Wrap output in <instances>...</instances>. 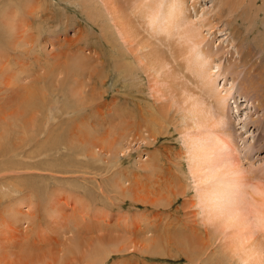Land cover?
<instances>
[{
	"label": "rangeland",
	"instance_id": "374dc122",
	"mask_svg": "<svg viewBox=\"0 0 264 264\" xmlns=\"http://www.w3.org/2000/svg\"><path fill=\"white\" fill-rule=\"evenodd\" d=\"M92 1L90 6L84 0H0V63L5 66L0 65V189L15 183L19 189L0 190V253H10L15 264L23 254L38 256L48 251L59 252L54 259L76 264H214L216 260L235 264L226 254L221 257L226 250L220 253L222 247L217 248L218 242L211 243L204 233L214 227L203 225L198 200L192 196L182 135L185 117L175 112L172 100H156L150 87L155 80L150 82L137 66L135 76L122 79L112 70L113 59L125 44L104 7ZM198 3V14L191 12L193 21L215 8L213 0ZM91 14L98 16L91 18ZM263 15L259 11L258 17ZM256 25L259 34L256 30L258 35H253L259 36L264 30L261 17ZM222 26V33L229 35L228 27ZM215 36L213 47L223 44L232 51L231 61L237 60L235 41L221 42L224 36L219 31ZM228 55L217 56L211 65L221 62L225 68ZM128 61L132 62L130 57ZM242 75L225 72L216 83L249 100L235 104L230 99L226 110L234 121L231 128L240 155L248 147L255 150L249 161L240 160L242 166L253 163L251 168L264 172V148L256 149L264 122L257 124V130L251 123L263 112L256 102L250 106L254 95L239 87ZM254 80L264 83V77ZM88 90L94 93L89 100L85 98ZM160 103L170 105L165 116ZM154 116L157 128L150 121ZM139 132H144V139L131 137ZM145 132L156 134L155 139ZM125 134L131 137L125 143L128 148L116 153ZM113 139L117 142L109 145ZM8 143L22 149L4 154ZM87 146L95 155L86 152ZM148 165L157 166L156 179L148 175ZM26 180L31 183L27 185ZM126 243L132 249L124 247ZM102 247L108 250L107 256ZM88 252L92 260L85 256ZM82 255L85 260L80 259Z\"/></svg>",
	"mask_w": 264,
	"mask_h": 264
},
{
	"label": "bare ground",
	"instance_id": "6f19581e",
	"mask_svg": "<svg viewBox=\"0 0 264 264\" xmlns=\"http://www.w3.org/2000/svg\"><path fill=\"white\" fill-rule=\"evenodd\" d=\"M84 1H88L90 6L94 4L92 0ZM96 1V4H101L104 7L106 15H109V19L113 22H110V24L114 25L115 32H117L119 38L122 40V44H125L124 49L122 50L121 47L119 50L120 56L113 59L115 61L113 62L112 70L117 71L119 77L122 79V76L132 73L135 76L134 71L136 70L135 66H137L150 82L151 78L155 80V83L150 87L152 95L156 100L158 102L172 100L171 106L175 105V112H180L181 116L183 114L185 117L182 129L183 134H181L184 137L183 144L186 149L185 155L188 173L192 178V188L195 192L192 196L195 195L198 200L197 204H199L202 213L201 221H203V225L209 228L210 226L214 227L210 232L204 231V233H208L211 243L218 242V246L216 247H222L220 248V253L226 250L225 253H222L221 257L226 254L227 258L231 257L235 259V264H264V172L261 169L258 172L255 166L251 168L253 163L249 164V167L242 166L243 163L240 160H248L252 156L250 154L254 147L252 149L248 147L246 154L240 155L236 147L235 138L233 137V127L231 128V124L234 121H230L232 116L231 118L228 117L229 115L226 110V105H229L230 108V99L235 104H241L246 100L244 93H252L255 99L251 100L250 106H254L252 101L256 102L257 108L260 107L263 113L261 118L253 119L251 123L258 127H254L257 130L260 128L257 124L264 122V83L254 80L255 77L262 78V80L264 77V30L261 31L263 34L260 33L257 36L259 34V30H257L259 27L256 25L260 17L264 23V15L258 17L259 11H262L264 14V0H213L215 1L213 6L216 9L212 8L210 12H203L198 17L199 19H194V21L192 20L191 12H194L195 16L198 14V0H193L190 3L188 2L189 0ZM259 2L261 4L257 5ZM92 16L91 14L90 17L92 18ZM246 20L249 24L243 27V22ZM221 25L228 27L229 35L226 31L222 33L223 29H220ZM256 30L258 34L255 32ZM216 31H219V34L224 36L220 40L221 42L227 39L229 41V38H231L230 42L235 41L234 47L236 46L235 48L237 49V60L231 61L232 51H228V48L225 49L223 44L220 45L219 43L213 47L211 40H213V37H216ZM254 33L257 35H253ZM257 53L260 55L257 61H255L254 56ZM224 54H229V58L227 57L224 60V62L227 61L225 68H221V62L211 65L217 56L221 59ZM121 55L125 56L124 60L120 59ZM129 57L132 62L128 61ZM259 58L260 60L258 61ZM0 65L3 66L1 63ZM251 69L254 71H251ZM225 72L231 73L234 77L241 75L243 72L239 81V87L244 92H241L244 95V99L241 97V94L239 96L232 94L224 84L218 88L216 81ZM6 80H4V84H8L9 81L6 83ZM92 93V90L86 91L85 98L91 99L92 95L89 94ZM246 101L249 103V100ZM160 104V112L165 116L170 111V105L167 103ZM174 120L177 121L176 119ZM150 121L154 128L160 126L155 116ZM258 132L256 143L260 144V146L256 149L260 151L264 148V131ZM125 135L127 136L122 138V141L125 142L115 149L116 153L119 151L121 154L122 151L128 148L125 143L128 144L130 136L128 134ZM136 135H140V139L145 138L144 132L136 133L131 137ZM155 135L150 132L149 134L147 133L148 138L152 137L153 140L155 139ZM87 137L89 139L91 136ZM116 142L117 140L113 139L109 145H114ZM9 145V148L3 150L4 154L13 153L16 149H22V145H15L17 147ZM102 151L105 152V150ZM86 152L94 154L91 151V146L86 147ZM99 153L97 155H100ZM113 156L116 158L115 154ZM151 160L153 161V159ZM151 164L153 165V162ZM27 166L31 168L34 164H27ZM156 167H149L148 169H150L151 174L149 173L148 175H153L154 177V173L158 169ZM154 178L151 180L152 183L155 182L156 178ZM26 182L27 185L31 183L27 180ZM4 187L2 185L0 190H19L16 183L10 188L2 189ZM133 191L135 192V190ZM142 200L144 201V199ZM152 241L154 242V239ZM86 244L88 243H85L84 246L89 247L91 242L90 245ZM124 247H130V244L126 243ZM211 247H213L212 244ZM89 249H91V246ZM114 249L118 251L117 248ZM104 250L103 253L107 256L108 250ZM114 251L112 250L113 253ZM51 253L49 251L43 253L48 254V260L42 252L40 253L42 255L38 254V256H27L26 253L20 257V260L18 259V264H37L35 260L40 261V264H51L52 261L54 262L53 264H76L70 259L67 261L56 257L54 259L55 254L59 252L53 254L54 256ZM9 254L6 252L0 253V264H13L15 262L9 259L11 255ZM60 254L62 255V253ZM90 255V252H88L85 256L88 258ZM85 256H80V259L85 260ZM90 259L92 260L91 256ZM98 261L97 259L96 262ZM228 262L230 263L231 260ZM214 264H220V262L216 260Z\"/></svg>",
	"mask_w": 264,
	"mask_h": 264
}]
</instances>
